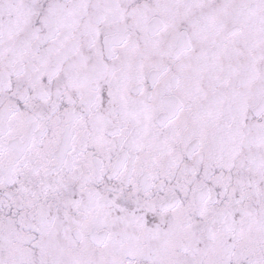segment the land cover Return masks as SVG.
Returning <instances> with one entry per match:
<instances>
[{
	"label": "snow or ice",
	"instance_id": "1",
	"mask_svg": "<svg viewBox=\"0 0 264 264\" xmlns=\"http://www.w3.org/2000/svg\"><path fill=\"white\" fill-rule=\"evenodd\" d=\"M0 264H264V0H0Z\"/></svg>",
	"mask_w": 264,
	"mask_h": 264
}]
</instances>
